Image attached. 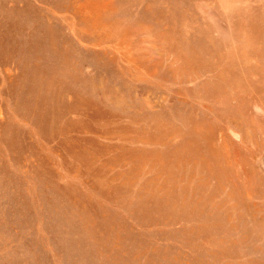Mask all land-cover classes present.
<instances>
[{
    "label": "rangeland",
    "instance_id": "rangeland-1",
    "mask_svg": "<svg viewBox=\"0 0 264 264\" xmlns=\"http://www.w3.org/2000/svg\"><path fill=\"white\" fill-rule=\"evenodd\" d=\"M0 264H264V0H0Z\"/></svg>",
    "mask_w": 264,
    "mask_h": 264
},
{
    "label": "bare ground",
    "instance_id": "bare-ground-1",
    "mask_svg": "<svg viewBox=\"0 0 264 264\" xmlns=\"http://www.w3.org/2000/svg\"><path fill=\"white\" fill-rule=\"evenodd\" d=\"M49 51H50V50H49ZM47 53H48V52H47ZM51 53H52V52H51ZM45 56H46V54H45ZM56 56H57V55H56ZM56 56H55V57H56ZM41 105H42V104H41Z\"/></svg>",
    "mask_w": 264,
    "mask_h": 264
}]
</instances>
